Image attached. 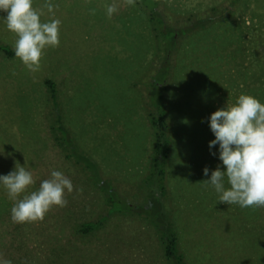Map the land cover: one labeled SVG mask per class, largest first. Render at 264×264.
<instances>
[{
    "label": "rangeland",
    "instance_id": "374dc122",
    "mask_svg": "<svg viewBox=\"0 0 264 264\" xmlns=\"http://www.w3.org/2000/svg\"><path fill=\"white\" fill-rule=\"evenodd\" d=\"M248 1L165 0L160 6L167 21L177 27L189 14H204L219 6L225 25L236 26L234 35L240 37L231 62L221 67L216 63L222 72L220 80L212 74V61H205L212 56H207L202 61L205 72L191 76L200 87L193 85L191 94L186 91L180 98V134L165 208L180 228L187 264H264V207L221 203L211 185H194L200 175L198 167L203 181L210 179L217 166L226 171L219 159V145L209 148L215 139L211 114L234 104L241 94L264 103V0ZM112 2L51 0L58 7L54 13L44 9L41 20H61L60 45L45 49L37 72L0 50V175L15 170L16 163L32 172L36 183L22 195L38 190L54 170L74 185L72 193L65 190L66 207L54 206L43 221L26 223L13 222L15 201L0 185V260L11 264H173L150 220L138 213L110 214L103 192L90 181L86 170L68 159L51 138L49 105L44 102L42 85L46 77L59 83L65 123L78 150L88 151L104 178L131 201L139 203L147 197L141 181L148 172L153 140L148 93L138 80L146 75L152 60L153 51L147 48L154 38L152 43L145 17L132 12V6L123 0H117L119 11L109 18L105 6ZM45 3L33 0V7L42 8ZM93 9L95 15L90 14ZM6 15L0 11V42L14 48L17 36L7 29ZM213 32L218 36L222 31ZM175 88L179 89L178 84ZM198 110L202 113L196 118L188 117ZM196 125H201L200 133ZM191 140H202L204 152L192 156L186 147L181 148ZM188 157L193 158V166ZM225 187H230L226 179ZM101 218L105 219L96 231L81 232L83 222Z\"/></svg>",
    "mask_w": 264,
    "mask_h": 264
},
{
    "label": "trees",
    "instance_id": "16d2710c",
    "mask_svg": "<svg viewBox=\"0 0 264 264\" xmlns=\"http://www.w3.org/2000/svg\"><path fill=\"white\" fill-rule=\"evenodd\" d=\"M242 1L247 4L249 2L235 0L236 3ZM163 2L165 0H136L135 6H132V12L145 17L152 34L150 35L152 43L154 38L153 45L147 48V51L150 49L153 51L152 60L147 69L145 68L146 75L142 80H138L141 81L138 83L146 86L148 93L147 117L153 140L148 172L141 181V189L147 195L143 202L134 203L127 194L120 193L110 179L104 178L103 170L97 166L93 156L84 149L78 150L76 140L65 123V110L62 108L58 81L53 77H46L42 85L45 93L44 102L49 105L52 140L65 151L68 159L86 170L90 181L103 192L104 204L108 207L109 213L131 212L145 216L157 230L165 255L173 264H187L185 253L181 250L180 228L165 208L170 200L171 178L174 176L172 162L177 153L179 141L177 137L180 134L178 108L190 87L193 85L200 87V82L196 81L195 84L191 76H200L205 72L202 69V61L207 56H212L205 61H212L210 62L212 74L217 81L220 80L222 72L217 69V64L221 67L224 62L226 64V61L231 62L235 50L233 47L238 45L236 43L240 42V37L234 35L237 31L236 26L232 23L225 25L226 19H222L223 11L219 6H213L204 14H189L183 25L177 27L167 21L166 14L160 8ZM217 29L222 31L218 36L213 32ZM220 46L224 47L222 51L221 48L218 49ZM202 47L205 48L202 50ZM0 50L10 57L15 56L14 48L10 44L0 42ZM177 84L179 89L175 88ZM189 93L191 94V91ZM184 108L190 112L188 105ZM191 108L195 109L192 106ZM198 113L202 112L198 110L195 115L190 114L188 117L196 118ZM47 118L46 115L45 119ZM196 127V132L200 133L201 125ZM202 143V140H191L188 143L186 141L182 143L181 148L186 147L190 155L197 156L205 150ZM192 159L188 157L186 160L190 164ZM197 170H200V175L194 185H199L204 179L202 168L198 167ZM105 218L83 222L81 232L89 234L96 231Z\"/></svg>",
    "mask_w": 264,
    "mask_h": 264
},
{
    "label": "clouds",
    "instance_id": "9594fccd",
    "mask_svg": "<svg viewBox=\"0 0 264 264\" xmlns=\"http://www.w3.org/2000/svg\"><path fill=\"white\" fill-rule=\"evenodd\" d=\"M123 2L135 6L136 0ZM55 7L58 6L51 0H46L42 8L33 7V0H0V11L7 13V29L17 36L15 56L31 72L40 70L46 48L60 45L61 20H41L44 9L54 13ZM105 8L111 18L119 11L120 4L113 0ZM90 14L95 15V10ZM210 129L215 139L209 142V148L219 145V159L226 171L217 166L210 179L202 182L220 194L221 203L238 204L241 208L264 207V103L252 95L241 94L234 104H227L211 114ZM203 172L207 176L209 169L205 167ZM225 179L230 185L228 188ZM35 183L32 172L17 163L15 170L0 175V185L15 201L11 208L13 222L43 221L54 206L66 207V191L68 194L74 191L72 181L61 171L54 170L49 179L40 183L38 190L22 195ZM0 264H11V261L0 260Z\"/></svg>",
    "mask_w": 264,
    "mask_h": 264
}]
</instances>
